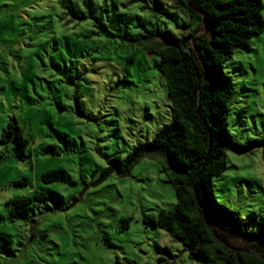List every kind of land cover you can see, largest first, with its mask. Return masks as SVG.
Listing matches in <instances>:
<instances>
[{"label":"rangeland","instance_id":"obj_1","mask_svg":"<svg viewBox=\"0 0 264 264\" xmlns=\"http://www.w3.org/2000/svg\"><path fill=\"white\" fill-rule=\"evenodd\" d=\"M83 1L0 0V264H207L171 231L144 221L177 202L160 163L144 157L130 175L96 182L108 156L151 139L173 116L154 65L159 57L125 35L138 33L134 23L149 17L177 32L181 21L155 16L152 0H92L97 14L116 2L131 20L128 33L126 21L102 29L82 19ZM250 43L224 64L234 82L229 127L235 141H261L228 149L227 168L213 182L219 201L258 227L264 223V31ZM12 116L29 140L24 158L12 141H1ZM48 144L60 154L47 152ZM58 168L66 170L65 181H43L45 171ZM22 179L28 183H15ZM41 191L49 196L11 217L8 199Z\"/></svg>","mask_w":264,"mask_h":264},{"label":"trees","instance_id":"obj_2","mask_svg":"<svg viewBox=\"0 0 264 264\" xmlns=\"http://www.w3.org/2000/svg\"><path fill=\"white\" fill-rule=\"evenodd\" d=\"M83 3L88 14L82 19L90 17L102 29L105 22L131 21L116 9V2L100 6L98 14L92 0ZM68 7L72 12L74 7ZM263 8L262 0H152L150 11L181 21L176 25L179 31L149 17L134 23L141 28L138 33L125 35L159 57L154 65L165 79L173 116L151 139L137 142L124 155L108 156L96 182L111 174L130 175L144 157L160 163L177 202L172 209L161 208L156 216L145 215L144 221L171 231L207 264H264V223L253 226L238 209L220 202L213 182L227 168L228 149L242 151L261 141L240 143L233 138L229 115L234 82L224 64L236 49L250 50L252 37L264 31ZM1 141H12L15 154L26 156L29 140L15 116L9 118ZM46 151L60 154L55 144H48ZM66 176V170L58 168L45 171L42 179L62 182ZM15 183L22 185L28 180ZM48 196L41 191L8 199L11 217L19 218L33 200Z\"/></svg>","mask_w":264,"mask_h":264}]
</instances>
